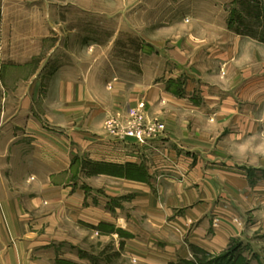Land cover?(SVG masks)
Here are the masks:
<instances>
[{
    "label": "crops",
    "instance_id": "1",
    "mask_svg": "<svg viewBox=\"0 0 264 264\" xmlns=\"http://www.w3.org/2000/svg\"><path fill=\"white\" fill-rule=\"evenodd\" d=\"M235 1L214 2L217 26L163 38L155 79L93 65L7 85L0 264H215L233 241L263 254L264 0H244L257 13L238 30L219 5ZM141 100L165 133L148 146L108 135L107 118ZM127 164L146 179L88 172Z\"/></svg>",
    "mask_w": 264,
    "mask_h": 264
},
{
    "label": "rangeland",
    "instance_id": "2",
    "mask_svg": "<svg viewBox=\"0 0 264 264\" xmlns=\"http://www.w3.org/2000/svg\"><path fill=\"white\" fill-rule=\"evenodd\" d=\"M214 2L216 0H0V119L6 112L7 85L11 87L10 82L15 83L35 71L47 76L65 67L80 74L93 65H108L115 71L136 66L139 80L154 74L155 79V71L165 65L163 56L159 57L156 50L163 44L169 45L162 39L185 34L191 25L197 27L198 24L204 31L217 26L216 20L221 17L223 8ZM219 5L225 8L228 27L236 30L243 18L250 22L257 13L244 0ZM262 9L260 18H264V5ZM195 18L200 21L195 22ZM233 21L237 26H233ZM146 53L156 54L148 70ZM139 103L144 104L140 109L143 120L162 122L164 134V121L147 113L145 100L129 108L123 118L113 114L107 120L115 118L120 125H130L134 120L130 111ZM106 121L104 129L109 135ZM88 172L97 173L94 168ZM238 243L233 241L227 255L217 264L231 263L239 255L250 258L251 264H256L257 255L264 258V252L258 254L250 245Z\"/></svg>",
    "mask_w": 264,
    "mask_h": 264
},
{
    "label": "built area",
    "instance_id": "3",
    "mask_svg": "<svg viewBox=\"0 0 264 264\" xmlns=\"http://www.w3.org/2000/svg\"><path fill=\"white\" fill-rule=\"evenodd\" d=\"M143 106V103H139L136 109L130 111V116L134 118L130 125L123 126L115 118L108 119L106 121V128L109 135L116 140H133L140 146H148L152 140L161 136L165 128L164 124L149 119L144 121L140 114V109Z\"/></svg>",
    "mask_w": 264,
    "mask_h": 264
},
{
    "label": "trees",
    "instance_id": "4",
    "mask_svg": "<svg viewBox=\"0 0 264 264\" xmlns=\"http://www.w3.org/2000/svg\"><path fill=\"white\" fill-rule=\"evenodd\" d=\"M95 171L99 172H106V173H115L118 174L122 177H126V178H131V179H138V180H143L146 179L147 173L146 170L141 167V166H136V165H130L127 164L125 166L116 168V169H112L109 166H106L105 168H98L95 169ZM231 248V246H229V248L226 250V252H224L223 254L219 255L216 259H215V264H217V261L223 259L222 257H225L228 252V250ZM227 264H250V262L244 257L239 255L237 260H233L232 263H227ZM257 264H260L259 262Z\"/></svg>",
    "mask_w": 264,
    "mask_h": 264
}]
</instances>
